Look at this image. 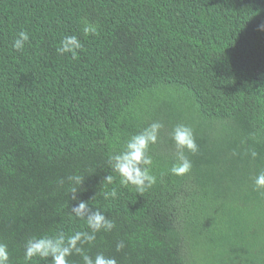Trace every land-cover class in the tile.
Segmentation results:
<instances>
[{"label": "trees", "instance_id": "trees-1", "mask_svg": "<svg viewBox=\"0 0 264 264\" xmlns=\"http://www.w3.org/2000/svg\"><path fill=\"white\" fill-rule=\"evenodd\" d=\"M262 26L264 0H0V242L9 264H49L24 259L33 236L88 230L71 214L72 175L85 177L79 199L115 223L84 246L93 257L264 264V189L253 186L264 170ZM20 31L29 41L17 51ZM67 35L83 45L76 58L56 51ZM153 121L164 124L150 150L157 182L138 194L107 159ZM176 124L192 127L199 148L183 177L168 172Z\"/></svg>", "mask_w": 264, "mask_h": 264}, {"label": "clouds", "instance_id": "clouds-1", "mask_svg": "<svg viewBox=\"0 0 264 264\" xmlns=\"http://www.w3.org/2000/svg\"><path fill=\"white\" fill-rule=\"evenodd\" d=\"M264 27V26H262ZM83 32L86 35H95L94 25L85 24ZM29 41V35L20 31L13 42V48L22 50L25 43ZM83 47L81 41L75 35H67L61 40V45L56 49L59 54L70 53L76 58L77 51ZM164 124L161 121H153L136 134L131 135L123 145V149L108 156L109 168L118 174L119 183L123 187H130L138 194L145 193L157 182V177L152 174L153 158L150 155L152 146L160 139V133ZM171 141L175 148V162L168 172L176 177H183L191 172L192 162L188 154H196L199 150L192 127L186 124H176L171 130ZM248 154L255 159L258 153L249 150ZM69 193L71 201V214L77 219L84 220L87 225L85 231H76L71 235L58 232L55 235L33 236L24 243V259L32 260L34 257L47 260L49 264H69V257L78 255L83 264H117L114 257H107L103 253H97L94 257L87 254L84 246H91L96 240L97 233L110 232L115 223L100 209H92L88 201L79 199L78 193L84 184L85 177L72 175L68 177ZM105 184L114 182L112 175L103 177ZM59 183L62 185L63 180ZM254 190L264 189V170H261L253 178ZM96 195V194H95ZM117 191L113 188L110 192L103 193L104 199L115 198ZM125 247L123 241L116 244L119 252ZM10 256L8 245L0 242V264H9Z\"/></svg>", "mask_w": 264, "mask_h": 264}]
</instances>
